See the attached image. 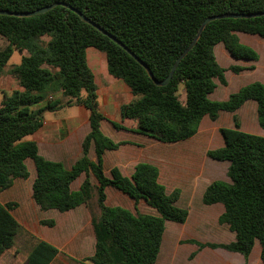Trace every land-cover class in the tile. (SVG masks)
Listing matches in <instances>:
<instances>
[{"label": "trees", "instance_id": "obj_1", "mask_svg": "<svg viewBox=\"0 0 264 264\" xmlns=\"http://www.w3.org/2000/svg\"><path fill=\"white\" fill-rule=\"evenodd\" d=\"M54 2L78 9L115 36L157 80L169 75L208 16L264 12V0H0V9L23 13ZM237 31L264 38V14L208 22L171 80L160 86L143 63L64 5L32 16L0 14V35L8 40L0 49V73L14 49L22 53L21 62L10 70L20 89L6 93L0 103V192L10 188L16 178L29 177L26 159L31 158L36 168L32 198L40 210L65 212L81 204L90 210L95 247L81 264H155L166 220L183 223L188 209L177 205L178 189L166 192L153 163H137L131 176L118 167L111 168L110 177L105 175L104 153L125 142L114 141L101 129L104 114L98 106L97 84L86 48L94 46L105 52L108 71L132 90L133 98L121 106L122 123L113 122L114 126L171 143L195 135L204 115L216 120L220 110L236 111L248 99L257 101L259 124L264 128V83H248L226 100L209 97L216 88L215 78L227 82L225 68L214 53L218 42H223L235 58L258 59V53L240 41ZM247 68L254 66H230L233 72ZM57 91L90 111V131L82 142V156L70 168L61 161L46 159L34 140L25 139L42 125L46 111L61 106L59 100L48 98ZM234 123L232 128H220L224 145L207 151L214 159L229 161L230 181L213 180L205 188L202 202L223 203L219 222L228 224L235 240L190 241L200 248L222 247L248 257L258 239L264 262V136L242 131L237 116ZM92 145L96 160L88 155ZM82 173L86 176L80 187L71 189V183ZM108 186L133 199L136 209L138 202L145 200L157 214L134 213L127 207L107 204ZM17 206L16 201L0 203V256L14 246L21 228L12 213ZM40 222L55 225L53 218ZM59 251L53 243L36 238L24 264H50Z\"/></svg>", "mask_w": 264, "mask_h": 264}, {"label": "crops", "instance_id": "obj_2", "mask_svg": "<svg viewBox=\"0 0 264 264\" xmlns=\"http://www.w3.org/2000/svg\"><path fill=\"white\" fill-rule=\"evenodd\" d=\"M236 33L242 43L251 46L258 53V59L248 60L235 58L230 54L223 42H218L214 46V53L216 59L217 57H221L222 59V67L225 68V78L227 82L224 84L220 82L219 79H214L216 88L209 94L212 100H226L231 93L238 91L242 86L254 81L264 83V38L259 34H251L242 31H237ZM7 44L8 40L0 35V49L4 48ZM14 53H19L20 59L18 62L13 63L11 59ZM21 58L22 53L18 49H14L4 71L0 73V103L6 93L11 94L14 90L20 89L17 77L12 74L10 70L14 65L21 62ZM86 58L90 69L94 73L97 84L98 106L100 111L104 114V118L101 120V129L114 141L125 142L117 149L107 150L103 155L104 173L108 177L111 176L110 170L113 167H118L124 175L131 176L137 163L141 161L153 163L158 167V180L165 186L166 192L171 193L174 189L180 191L179 199L177 200V205L180 206V201L184 197H186L188 202H191L193 198L192 193L199 186H201L200 193L203 194L207 185L213 180H216L210 179L205 183V164L204 162L196 161V156L205 153L208 158L210 157L207 155L208 150L216 149L224 145V139L220 133V128L234 127V116L238 117L240 129L242 131L264 136V128L260 126L258 120V104L254 99L246 100L233 112L220 110L216 120H212L209 115H204L195 135L176 142H162L130 129H118L114 126L113 122L122 123L121 106L128 103L133 98L132 90L122 78L115 77L108 71L105 52L94 46H89L86 48ZM231 65H241L245 67L253 65L254 68H247L240 72H234V82L231 88V84L227 77V70L230 69ZM217 81L225 86L219 96L216 92L219 86ZM48 98L59 100L61 106L55 110L46 111L44 113L42 125L35 132L26 136L25 139L34 140L38 145L39 153L46 159L61 161L66 168H70L72 164L82 156V142L90 131V111L85 105L75 102V99H69L61 92H59V95H55V93L52 95L50 94ZM45 102L46 100L40 102L38 105L41 106L45 104ZM88 155L91 160H96V153L93 145L90 147ZM207 158H205V160ZM30 159L31 158L26 159V164ZM228 165L229 163L226 164V171ZM30 176L31 172L28 178H16L10 188L1 191L0 203H6L8 201L18 202V200L22 199L24 196H31L32 198V188L30 189V186H32L36 175L32 178V183H29L27 186V182L25 181H29ZM85 176V173L80 174L71 183V189L77 190ZM92 181L95 182L94 177H92ZM105 191L107 198L110 192H120L110 186L106 187ZM131 200L134 203V200ZM141 201L145 202V200L141 199L138 203ZM204 205L205 208H200L199 214L188 209V217L186 221L183 222L182 226L189 225L191 221L196 218L200 220L202 218L211 217L216 218L217 224L224 227V230L229 229L227 223L219 222V216L225 209L223 203L216 202ZM81 206H83V204L74 209L65 211L70 214L69 224L71 225L68 231L70 237L66 238L67 243L73 240L78 241V236L82 234V229L79 225L83 222L85 223V219H87V222L90 221L89 212V217L86 218L84 210H77ZM35 207L40 210L36 203ZM15 210L16 208L12 210V213L18 220ZM130 210L133 211L132 209ZM150 213L157 214L154 211ZM25 215L27 216V213ZM54 220L55 227L58 222L56 219ZM18 221L20 222V220ZM167 221L171 220H166V222ZM72 225H74V227H72ZM165 230L155 264H264L260 257L261 245L258 239L255 240L253 249L248 257H245L243 263H238L236 253L239 252L231 251V253L221 254L216 250L222 247L206 249L211 248L206 246L200 248L196 243L190 241L191 239L201 241L192 236L190 231L184 230L183 233L180 234H168L167 232L165 233ZM65 235L66 232H62L57 236H51V239H49V242L56 245L60 250L50 264H53L57 259H59L61 264H72L67 258L69 260H76L83 257L70 256L63 249L60 242L65 239ZM234 240L235 232L232 239L228 242H210L229 243ZM91 243L94 245L95 241ZM71 247L74 251L79 252H82L84 249L83 247L80 248L77 242L72 244ZM193 253H195V255L191 257ZM4 255L5 254L0 256V264H5L6 262Z\"/></svg>", "mask_w": 264, "mask_h": 264}, {"label": "rangeland", "instance_id": "obj_3", "mask_svg": "<svg viewBox=\"0 0 264 264\" xmlns=\"http://www.w3.org/2000/svg\"><path fill=\"white\" fill-rule=\"evenodd\" d=\"M20 59L19 53H14L11 62H18ZM218 63L222 66L223 62L221 57L218 58ZM233 74H235L231 69L227 70V77L229 79V82L231 84V88L233 87ZM219 86L217 89V95L219 96L220 93H222L225 86L217 81ZM55 95H59V92H55ZM200 156V157H199ZM196 156V161L198 162H204L205 166V174L206 177L204 179L205 183L208 182L210 179H222L226 181H230L227 171H226V164H228V161H218L215 159H212L210 157L207 158L205 153H202L201 155ZM205 158H207L205 160ZM28 169L31 172V176L29 178V181L27 182V186L29 183H32V178L36 175V169L34 166L33 161L30 159L28 160ZM199 186L197 189L193 191V198L191 202H188L186 200V197H184L180 201V206H183L187 209H191V211L195 212L196 214L200 213V208H205L204 203L202 202V195L200 193ZM32 186H30V189ZM18 206L16 207L15 213L20 220L21 228L16 235L14 246L11 247L9 251H7L4 255V258L6 259L5 264H14L15 262H18V264H24L25 262V256L27 253L32 249V246L34 245L36 238H42L45 240L51 239V236L58 235L62 232H66L65 239L60 242V245L63 247V249L73 257H79L83 256L80 259H72L70 261L72 264H81L82 260L92 255L94 251L95 244L91 243L92 241H95V235L91 226V213L87 205L83 204V206L79 207L77 210H84L86 214V218L89 217L90 213V221L87 222V219H85V223H81L79 227L82 229L81 236H78V241L73 240L70 241V243L66 242V238H69L70 235H68L69 227L71 226L69 224L70 214L66 212H60L56 209H50V210H38L35 207V203L33 198L31 196L27 197L24 196L22 199L18 200ZM106 203L112 204V205H121L124 207H128L132 209L134 212H142V213H150L151 211H155L154 208L150 207L145 203L144 201H141L137 204V209L135 208V204L133 201L128 197L126 194L122 192H110L108 198L106 199ZM89 212V213H88ZM27 213V216L25 215ZM44 217V218H43ZM46 217V218H45ZM194 217V215H193ZM197 217V216H196ZM54 218L57 220V226H48L41 224V219H50ZM68 219V220H67ZM183 223H176L174 221H167L166 222V230L165 233H175L180 234L183 233L184 230L190 231L192 236H194L196 239H199L201 241H219V242H228L230 239H232L234 232L226 229L224 230V227L217 224L216 218H202L200 220H192L191 223L187 226H182ZM74 227V225H72ZM77 229V228H76ZM80 246V248H84L82 252L74 251L72 249V244L76 243ZM206 249H212V248H206ZM204 251V250H203ZM216 251L219 253H231V251H228L224 248H219ZM256 252V251H255ZM66 255L65 253H63ZM256 254V253H255ZM202 256V254H201ZM237 261L238 263H243L245 256L241 253H236ZM256 256V255H255ZM66 258V257H65ZM14 260V261H13ZM13 261V262H12ZM53 264H61L59 259L55 260Z\"/></svg>", "mask_w": 264, "mask_h": 264}, {"label": "water", "instance_id": "obj_4", "mask_svg": "<svg viewBox=\"0 0 264 264\" xmlns=\"http://www.w3.org/2000/svg\"><path fill=\"white\" fill-rule=\"evenodd\" d=\"M56 5H64L70 9H72L74 12H76L77 14H79L81 16V18H83L84 20H86L87 22H90L93 26H95L98 30H100L102 33H104L105 35L109 36L112 40H114L115 42H117L119 45H121L125 50H127L134 58H136L139 62L143 63L130 49H128L120 40H118L115 36H113L112 34H110L109 32H107L106 30H104L103 28H101L99 25L93 23L92 21H90L88 18L85 17V15L79 11L78 9L70 6L69 4H66L64 2H54L52 4L43 6L41 8H38L36 10L33 11H29V12H12V11H7V10H1L0 9V14H7V15H16V16H32L35 14H39V13H43L48 11L49 9L55 7ZM264 14V12H256V13H252V14H244V13H225V14H217V15H212V16H208L202 23L200 31L198 33V35L196 36V38L189 44V46L182 52V54L178 57V59L176 60L171 72L169 73V75L164 78L163 80H157L154 78L152 72L150 71V69L143 63L144 66H146L150 76L153 78L154 82L157 85H166L172 78L173 73L178 65V63L180 62V60L187 54V52L195 45L199 35L201 34V31L204 29V27L207 25L208 22L215 20V19H220V18H224V17H232V18H239V17H253V16H258Z\"/></svg>", "mask_w": 264, "mask_h": 264}]
</instances>
